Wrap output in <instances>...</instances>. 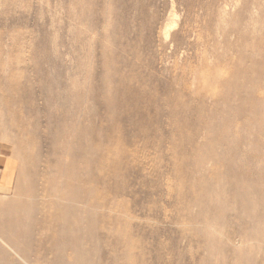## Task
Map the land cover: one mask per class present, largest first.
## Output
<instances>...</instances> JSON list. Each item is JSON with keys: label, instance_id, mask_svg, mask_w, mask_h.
Instances as JSON below:
<instances>
[{"label": "rangeland", "instance_id": "rangeland-1", "mask_svg": "<svg viewBox=\"0 0 264 264\" xmlns=\"http://www.w3.org/2000/svg\"><path fill=\"white\" fill-rule=\"evenodd\" d=\"M0 164V264H264V0H0Z\"/></svg>", "mask_w": 264, "mask_h": 264}, {"label": "bare ground", "instance_id": "bare-ground-1", "mask_svg": "<svg viewBox=\"0 0 264 264\" xmlns=\"http://www.w3.org/2000/svg\"><path fill=\"white\" fill-rule=\"evenodd\" d=\"M176 18H177V17H176ZM172 25H173V24H172ZM167 29H168V28H167ZM165 31H166V30H165ZM163 32H164V30H163ZM15 124H16V123H15ZM17 127H18V124H17ZM19 127H20V126H19ZM25 128H26V127H25ZM25 128H24V129H25ZM26 129H27V128H26ZM15 131H16V130H15ZM19 131H20V130H19ZM24 131H25V130H24ZM18 135H19V133H18ZM21 135H22V134H21ZM19 136H20V135H19ZM19 136H18V137H19ZM19 139H20V138H19ZM21 139H22V138H21ZM21 139H20V140H21ZM21 142H22V140H21ZM20 144H21V143H20ZM22 145H23V144H22ZM23 147H24V146H23ZM23 147H22V148H23ZM51 179H52V178H51ZM45 181H46V180H45ZM63 181H64V179H63ZM77 181H78V180H77ZM46 182H47V181H46ZM169 182H170V181H169ZM89 184H90V183H89ZM77 186H78V185H77ZM42 187H43V186H42ZM45 187H46V185H45ZM180 188H183V187H180ZM97 189H98V188H97ZM42 190H43V188H42ZM38 191H41V189H39ZM48 191H49V190H48ZM45 192H47L46 189H45ZM48 193H49V192H48ZM48 193H47V194H48ZM35 194H36V193H35ZM48 195H49V194H48ZM95 195H96V194H95ZM35 196H36V195H35ZM35 196H34V197H35ZM40 196H41V193H40ZM42 196H44V195L42 194ZM45 196H47V195H45ZM51 196H52V195H51ZM35 198H36V197H35ZM242 198H243V197H242ZM2 199H4V198H2ZM43 199H44V198H43ZM47 199H49V197H47ZM247 199H248V198H247ZM39 200H40V199H39ZM89 200H90V199H89ZM98 200H99V199H98ZM98 200H97V201H98ZM47 201H48V200H47ZM77 201H78V199H77ZM90 201H93V200L91 199ZM90 201H89V202H90ZM99 201H100V200H99ZM39 202H40V201H39ZM49 202H51V201H49ZM45 203H46V202H45ZM66 203H67V202H66ZM59 204H60V201H59ZM40 205H41V203H40ZM42 205H43V203H42ZM42 205H41V206H42ZM47 205H48V204H47ZM49 205H50V204H49ZM41 206H40V209H41ZM44 206H45V205H44ZM47 207H48V206H47ZM47 207H46V209H47ZM61 207H62V204H61ZM56 208H57V207H56ZM35 209H36V208H35ZM58 209H59V208H58ZM48 210L50 211V209H48ZM40 211H41V210H40ZM42 211H44V208H43ZM42 211H41V213H42ZM51 211H52V210H51ZM55 212H56V211H55ZM46 213H47V212H46ZM50 213H51V212H50ZM62 213H63V212H62ZM58 214H59V210H58ZM53 215L55 216L56 214H53ZM48 216H49V215H48ZM59 217H60V216H59ZM2 219H3V218H2ZM45 220H46V219H45ZM61 220H62V219H61ZM102 223H103V220H102ZM108 223H109V222H108ZM19 224H20V223H19ZM64 224H65V223H64ZM57 225H58V224H57ZM48 226H49V225H48ZM105 226H106V225H105ZM49 227H50V226H49ZM56 227L58 228V226H56ZM56 227H55V228H56ZM63 227H64V226H63ZM116 227H117V226H116ZM119 227H120V226H118V228H119ZM47 228H48V227H47ZM50 228H51V227H50ZM55 228H54V229H55ZM57 228H56V229H57ZM106 228H107V227H106ZM116 229H117V228H116ZM43 231H44V230H43ZM115 231H116V230H115ZM122 231H123V229H122ZM52 232H53V231H52ZM54 235H55V234H54ZM54 235H53V236H54ZM128 235H129V234H128ZM8 236H9V235H8ZM54 237H56V236H54ZM45 238H47V237H45ZM120 238H121V237H120ZM58 239H59V238H58ZM61 239H62V238H61ZM122 239H123V237H122ZM135 239H136V238H135ZM5 240H6V237H5ZM0 241H2V242L4 243V245L6 244L5 246H6L7 248H9V250H11V252H12L13 254H15L16 256H18L19 259H21L22 261H24L23 258L20 256V254H18V253L14 250L13 247L9 246V244H7V242H5L3 238H2V239L0 238ZM133 242H134V241H133ZM60 243H61V242H60ZM133 244H134V243H133ZM78 245H79V243H78ZM127 246H128V245H127ZM0 247H1V245H0ZM134 249H135V247H134ZM19 251H20V250H19ZM20 253L22 254V252H20ZM72 253H73V252H72ZM72 253H71V254H72ZM72 255H73V254H72ZM126 255H127V254H126ZM50 256H51V255H50ZM67 256H68V255H67ZM49 258H50V257H49ZM16 260H17V259H16ZM49 261H50V260H49ZM37 262H39V261H37ZM37 262H36V263H37ZM19 263H20V261H19ZM25 264H26V263H25ZM29 264H30V263H29Z\"/></svg>", "mask_w": 264, "mask_h": 264}, {"label": "crops", "instance_id": "crops-1", "mask_svg": "<svg viewBox=\"0 0 264 264\" xmlns=\"http://www.w3.org/2000/svg\"><path fill=\"white\" fill-rule=\"evenodd\" d=\"M1 161H2V160H1ZM1 163H3V162H1ZM0 166H1V167H0V170H1V168H2V164H0ZM4 174H5V173H4ZM1 175H2V174H1ZM1 178H2V179H0V186H1V187H5V185H6V184H5V183H6V182H5V175H2ZM1 187H0V188H1Z\"/></svg>", "mask_w": 264, "mask_h": 264}]
</instances>
